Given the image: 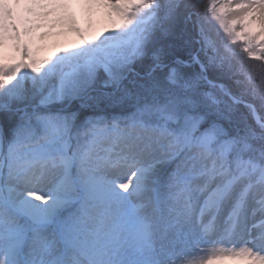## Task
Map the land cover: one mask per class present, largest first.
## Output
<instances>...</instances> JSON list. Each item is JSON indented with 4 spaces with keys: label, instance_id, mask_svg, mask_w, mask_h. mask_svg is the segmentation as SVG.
Returning a JSON list of instances; mask_svg holds the SVG:
<instances>
[{
    "label": "snow or ice",
    "instance_id": "snow-or-ice-1",
    "mask_svg": "<svg viewBox=\"0 0 264 264\" xmlns=\"http://www.w3.org/2000/svg\"><path fill=\"white\" fill-rule=\"evenodd\" d=\"M229 262L264 264V0H0V264Z\"/></svg>",
    "mask_w": 264,
    "mask_h": 264
},
{
    "label": "rangeland",
    "instance_id": "rangeland-1",
    "mask_svg": "<svg viewBox=\"0 0 264 264\" xmlns=\"http://www.w3.org/2000/svg\"><path fill=\"white\" fill-rule=\"evenodd\" d=\"M98 24L99 23L95 24V28H96L97 32H100L103 30L104 24L103 23H100V25H98ZM72 39H76V38L74 36L60 37L57 41L60 44L59 43H57V44L65 47V46H68V42H71ZM53 51H56V49H52L50 52H47V55H49V53L51 54ZM201 247H203V245ZM229 264H231V262H229Z\"/></svg>",
    "mask_w": 264,
    "mask_h": 264
},
{
    "label": "trees",
    "instance_id": "trees-1",
    "mask_svg": "<svg viewBox=\"0 0 264 264\" xmlns=\"http://www.w3.org/2000/svg\"><path fill=\"white\" fill-rule=\"evenodd\" d=\"M98 25H100V23H99ZM206 27H211V25H206ZM97 33H99V32L96 31V28H95V25H94L91 34H92V35H95V34H97ZM74 40H75V39H72L71 42H73ZM57 41H58V40H57ZM57 41H50V42H49V46L46 47L45 50L41 52V55L44 56V53H45L46 51H49V50H51V49H55V48L59 47L60 45L57 44V43H59V42H57ZM71 42H68V45H69ZM59 44H60V43H59ZM65 47H66V46H65ZM253 63H259V62H257V61H253Z\"/></svg>",
    "mask_w": 264,
    "mask_h": 264
}]
</instances>
